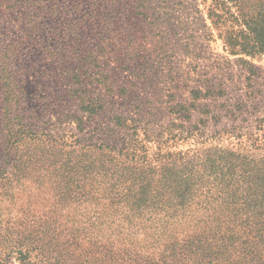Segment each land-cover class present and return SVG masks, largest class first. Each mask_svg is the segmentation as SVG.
<instances>
[{
    "label": "rangeland",
    "instance_id": "rangeland-1",
    "mask_svg": "<svg viewBox=\"0 0 264 264\" xmlns=\"http://www.w3.org/2000/svg\"><path fill=\"white\" fill-rule=\"evenodd\" d=\"M258 13L264 0H0V157L8 88L33 113L31 130L104 154L137 140L173 154L200 146L199 130L222 142L223 125L264 128V53L226 45ZM211 87L223 95L193 100Z\"/></svg>",
    "mask_w": 264,
    "mask_h": 264
},
{
    "label": "trees",
    "instance_id": "trees-1",
    "mask_svg": "<svg viewBox=\"0 0 264 264\" xmlns=\"http://www.w3.org/2000/svg\"><path fill=\"white\" fill-rule=\"evenodd\" d=\"M247 23V35L226 45L255 57L264 14ZM212 88L192 91L193 100L223 95ZM5 93L0 264L14 255L21 264H264L263 124L244 133L223 125L222 142L196 129L200 146L173 154L138 140L104 154L94 142L39 135L16 90Z\"/></svg>",
    "mask_w": 264,
    "mask_h": 264
}]
</instances>
